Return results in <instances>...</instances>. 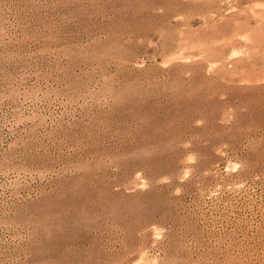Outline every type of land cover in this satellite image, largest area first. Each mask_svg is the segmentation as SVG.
<instances>
[{"label": "rangeland", "instance_id": "1", "mask_svg": "<svg viewBox=\"0 0 264 264\" xmlns=\"http://www.w3.org/2000/svg\"><path fill=\"white\" fill-rule=\"evenodd\" d=\"M0 264H264V0H0Z\"/></svg>", "mask_w": 264, "mask_h": 264}]
</instances>
